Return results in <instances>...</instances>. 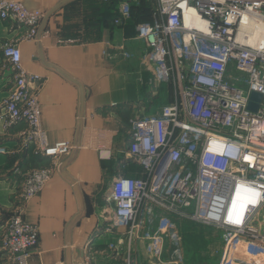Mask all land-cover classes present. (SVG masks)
Wrapping results in <instances>:
<instances>
[{
  "label": "built area",
  "instance_id": "2783aa9c",
  "mask_svg": "<svg viewBox=\"0 0 264 264\" xmlns=\"http://www.w3.org/2000/svg\"><path fill=\"white\" fill-rule=\"evenodd\" d=\"M147 1L155 7L153 18L139 21L135 37L110 44L115 52L105 53L113 58L121 50L125 58L128 41L143 40L157 80L173 84L176 98L133 120L127 157L143 166V174L114 179L102 234H118V245L129 242L126 264L134 263L137 242L150 264H163L167 244L182 245L186 219L222 231L219 264H264V47L239 38L246 14L264 18V0ZM133 2L120 3L117 24L133 18ZM45 18L18 0H0V19L23 32L2 45L3 68L12 79L0 123H25L21 148L50 160L27 173L14 210L0 225L6 264H31L41 253L40 229L25 221L26 206L76 149L71 141L50 144L40 103L45 79L23 65L20 43L38 40ZM252 92L263 97L257 112L248 106ZM12 153L0 144V154ZM176 251L168 263L183 262L184 250ZM85 261L97 264L91 246Z\"/></svg>",
  "mask_w": 264,
  "mask_h": 264
},
{
  "label": "crops",
  "instance_id": "0c3cea01",
  "mask_svg": "<svg viewBox=\"0 0 264 264\" xmlns=\"http://www.w3.org/2000/svg\"><path fill=\"white\" fill-rule=\"evenodd\" d=\"M18 1L46 13L38 40L22 41L20 48L24 67L45 79L40 103L49 142L76 145L26 206L25 221L40 229L41 253L34 254L31 264H86L88 246L97 264H126L129 242L118 245V234H102L109 222L107 196L119 175L143 174V166L127 157L133 120L173 102L176 90L157 80L143 40H129L125 58L121 50L113 58L105 52L114 53L110 44L135 37L136 24L151 20L155 7L151 1L134 0L133 18L117 24L123 0ZM22 33L0 19V103L12 79L11 71L3 68L2 45ZM25 127L23 122L8 128L0 123V144L15 152L0 154V225L14 210L27 173L50 163L21 148ZM134 258L139 260L136 252ZM0 264L6 262L0 258Z\"/></svg>",
  "mask_w": 264,
  "mask_h": 264
},
{
  "label": "rangeland",
  "instance_id": "374dc122",
  "mask_svg": "<svg viewBox=\"0 0 264 264\" xmlns=\"http://www.w3.org/2000/svg\"><path fill=\"white\" fill-rule=\"evenodd\" d=\"M245 78V74H238ZM184 232L182 245L169 242L166 246L165 255L162 258L163 264H170L167 261L177 257V248L184 250L183 262L180 264H219L222 240V231L215 226L182 219L180 222ZM139 260L135 262L134 254ZM129 253V252H128ZM133 264H150L143 256L141 244L137 242L136 251L131 250ZM125 259V258H123ZM122 262V261H120Z\"/></svg>",
  "mask_w": 264,
  "mask_h": 264
},
{
  "label": "bare ground",
  "instance_id": "6f19581e",
  "mask_svg": "<svg viewBox=\"0 0 264 264\" xmlns=\"http://www.w3.org/2000/svg\"><path fill=\"white\" fill-rule=\"evenodd\" d=\"M245 23L242 26L239 38L255 47H264V18H258L247 14L244 16ZM194 24L202 25L195 19Z\"/></svg>",
  "mask_w": 264,
  "mask_h": 264
},
{
  "label": "water",
  "instance_id": "95a60500",
  "mask_svg": "<svg viewBox=\"0 0 264 264\" xmlns=\"http://www.w3.org/2000/svg\"><path fill=\"white\" fill-rule=\"evenodd\" d=\"M262 98V94H260L259 92H252L248 105L249 109L251 111L257 112L261 106Z\"/></svg>",
  "mask_w": 264,
  "mask_h": 264
}]
</instances>
